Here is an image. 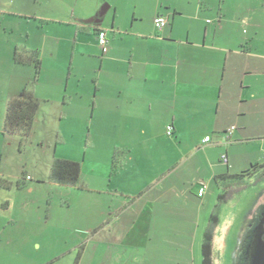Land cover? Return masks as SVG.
I'll return each mask as SVG.
<instances>
[{
  "label": "rangeland",
  "instance_id": "374dc122",
  "mask_svg": "<svg viewBox=\"0 0 264 264\" xmlns=\"http://www.w3.org/2000/svg\"><path fill=\"white\" fill-rule=\"evenodd\" d=\"M89 1L83 0L81 6ZM99 1V10L105 5L111 7L103 25L109 39L107 56L118 48L119 42L113 40L121 32L126 36L158 32L151 13L145 21L135 17L149 5L148 1ZM139 1L141 5H137ZM234 1L239 9L243 6L246 17L241 21L233 17L227 29L239 40L252 39L259 30L257 25L263 27L255 42L247 45L254 58L242 63L243 68L254 70L257 79L256 67L264 70V3ZM65 2L0 0V179L9 184V188H0V264H103L97 249L102 236L96 232L104 211L108 214L109 198L100 192L108 182L99 178L98 170L121 153L111 147L112 135L108 139L98 129V115L94 116L95 87L102 64L98 37L79 32L76 25L81 22L72 19L69 11L73 7ZM208 19L214 20L208 17L204 24ZM34 51H39L40 67L36 53L31 54ZM20 55L30 56L31 61L22 64ZM24 90L40 103L34 129L25 139L4 132L8 99ZM77 91L81 97L70 99ZM247 96L244 107L253 112L247 115L246 132L234 136L233 140L240 142L208 150L196 136V147H184L181 153L169 145V139L163 141L170 160L177 162L183 153L185 157L178 161L179 168L170 163L176 166L169 165L166 170V185L174 183L177 188V192L162 198L167 200L169 210H154L153 223L159 224L155 232L161 245L140 250L137 264H177L181 256V264H193L192 254L197 258L201 254L195 239L200 240L198 236L212 222V214L219 218L214 263H238L245 230L264 203V178L260 179L253 169V165L264 164V88L248 91ZM234 126L238 132L242 127ZM206 136L219 139L211 131L203 139ZM188 140L192 144V139ZM223 155L229 156V168L222 163ZM57 159L80 164L82 175L76 187L51 183V168ZM212 172L226 177L223 187L230 193L227 202H218L216 208L213 204L220 183L210 179ZM201 183L209 185L204 199L199 197ZM156 192L162 194L163 189ZM134 210L132 215L139 216L143 209ZM153 250L163 251L157 254ZM149 251L152 258L145 257ZM196 261L194 264H200Z\"/></svg>",
  "mask_w": 264,
  "mask_h": 264
},
{
  "label": "crops",
  "instance_id": "0c3cea01",
  "mask_svg": "<svg viewBox=\"0 0 264 264\" xmlns=\"http://www.w3.org/2000/svg\"><path fill=\"white\" fill-rule=\"evenodd\" d=\"M36 1L33 0L35 4ZM82 1L64 0L73 7L69 11L72 19L81 22L76 28L95 37L104 31L108 39V32L103 27L111 7L102 24L94 25L88 19L96 18L100 1L91 0L81 6ZM144 1L149 5L135 15L137 20L145 21L146 15L151 13V19L165 17L168 26L157 33L133 32L126 36L121 32V36L113 40L119 44L111 56H107L109 51L104 54L101 49L100 78L95 87L94 116L98 115V129L105 132L108 139L112 135L109 144L116 153H121L98 170L99 178L108 182L105 190L100 192L109 198L108 214L106 216L104 211L96 232L102 236L97 249L103 264H137L140 250H147L150 246L157 249L161 245L162 240L156 237L155 232L159 230V224L156 229L153 223L154 210H169H166L169 207L167 200L162 198L177 192V188L174 183L166 185L169 180L166 170L169 165H178L179 168L178 161L182 162L185 157L183 153L177 162L173 158L170 160L163 141L169 139V145L181 153L184 147L189 150L196 147V136L208 150L222 148L225 143L240 142L233 140L234 136L246 132L247 115L253 112L244 107L248 102L247 92L264 88V70L256 67L258 71H255L259 73L256 79L254 70L242 65L244 59L254 58L253 50L247 45L255 42L263 27L257 25L260 31L257 30L252 39L245 38L244 41L227 29L233 17L238 21L245 19L243 6L239 9L234 0ZM137 5H141L140 1ZM117 12L116 8L115 20ZM208 17L214 20L208 19L204 24ZM33 53L39 58V51ZM19 58L22 64L31 61L30 56L20 55ZM81 95L77 91L70 99ZM234 125L242 126L239 132ZM231 126L233 129L230 131ZM169 127L173 128L171 135L168 134ZM208 130L217 134L219 139L210 138V142H205L209 136L203 139V135ZM188 139H192V144ZM228 161V165L222 162L227 168L230 167L229 156ZM210 179L220 183L213 204L216 208L226 177L212 172ZM201 184H206L209 190L207 183ZM161 188L163 193H157ZM134 209L143 210L135 216L132 215ZM209 226L197 235L200 240L195 239L200 243L201 254L198 258L192 254L193 264L196 258L200 264L203 262L202 244ZM216 234L217 228L213 240L214 261ZM120 252V256L115 258L114 255ZM146 256L152 258V251ZM160 256L163 259L161 253ZM183 259L181 256L177 264H181Z\"/></svg>",
  "mask_w": 264,
  "mask_h": 264
},
{
  "label": "trees",
  "instance_id": "16d2710c",
  "mask_svg": "<svg viewBox=\"0 0 264 264\" xmlns=\"http://www.w3.org/2000/svg\"><path fill=\"white\" fill-rule=\"evenodd\" d=\"M36 63L40 67L38 56H36ZM39 104V101L30 96L26 90L10 98L7 104L4 132L7 134L20 135L24 139L29 137L34 129ZM253 169L254 172L259 173L260 179L264 178V164L253 165ZM81 175L82 169L78 162L57 159L54 161L51 168L50 181L53 184L63 187H76L81 179ZM0 188H9L8 182L0 179ZM229 196V191H226V188L223 187L222 194L219 196V202H227ZM211 220L212 222H210V226L205 233L202 244V264H214L213 240L215 230L219 224V218L218 216H212ZM79 259L80 256L77 259V263Z\"/></svg>",
  "mask_w": 264,
  "mask_h": 264
},
{
  "label": "flooded vegetation",
  "instance_id": "af4514ba",
  "mask_svg": "<svg viewBox=\"0 0 264 264\" xmlns=\"http://www.w3.org/2000/svg\"><path fill=\"white\" fill-rule=\"evenodd\" d=\"M255 217L247 226L243 236V249L238 256L237 264H251L253 248L256 243L264 242V204L257 208Z\"/></svg>",
  "mask_w": 264,
  "mask_h": 264
},
{
  "label": "built area",
  "instance_id": "2783aa9c",
  "mask_svg": "<svg viewBox=\"0 0 264 264\" xmlns=\"http://www.w3.org/2000/svg\"><path fill=\"white\" fill-rule=\"evenodd\" d=\"M154 25L156 27L157 30L159 31H162L164 30L167 26H168V20L163 17V16H158L155 18L154 20ZM98 41H99V45L103 51L104 54H107L108 51H109V42H108V39H107V35H106V32L104 31H101L98 35ZM172 130L173 128L172 127H169L168 128V134L171 135L172 134ZM210 137H207L205 142H210ZM222 162L225 164V165H228L229 164V161H228V156L227 155H224L222 157ZM208 186L206 184H201V187L199 189V197L200 198H203V196L205 195L206 193V190H207Z\"/></svg>",
  "mask_w": 264,
  "mask_h": 264
},
{
  "label": "water",
  "instance_id": "95a60500",
  "mask_svg": "<svg viewBox=\"0 0 264 264\" xmlns=\"http://www.w3.org/2000/svg\"><path fill=\"white\" fill-rule=\"evenodd\" d=\"M108 9L109 6H104L96 15V18L90 19L88 22L94 25L102 24L103 18L107 14ZM251 264H264V242H258L255 244L253 248Z\"/></svg>",
  "mask_w": 264,
  "mask_h": 264
}]
</instances>
